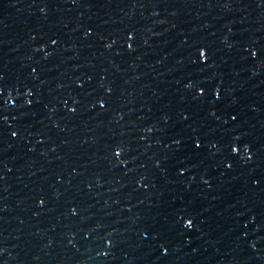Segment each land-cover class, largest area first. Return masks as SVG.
<instances>
[{"label":"water","instance_id":"1","mask_svg":"<svg viewBox=\"0 0 264 264\" xmlns=\"http://www.w3.org/2000/svg\"><path fill=\"white\" fill-rule=\"evenodd\" d=\"M0 264H264V0H0Z\"/></svg>","mask_w":264,"mask_h":264}]
</instances>
